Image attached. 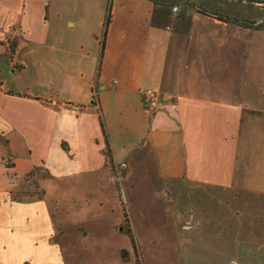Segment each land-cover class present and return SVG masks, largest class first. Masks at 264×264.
I'll return each mask as SVG.
<instances>
[{"label":"crops","instance_id":"obj_1","mask_svg":"<svg viewBox=\"0 0 264 264\" xmlns=\"http://www.w3.org/2000/svg\"><path fill=\"white\" fill-rule=\"evenodd\" d=\"M215 1L0 0V264H135L160 215L142 185L264 196V28L194 7L227 14ZM50 178L76 186L82 220L55 219Z\"/></svg>","mask_w":264,"mask_h":264},{"label":"rangeland","instance_id":"obj_2","mask_svg":"<svg viewBox=\"0 0 264 264\" xmlns=\"http://www.w3.org/2000/svg\"><path fill=\"white\" fill-rule=\"evenodd\" d=\"M192 1L207 6L216 3L215 0ZM217 1L227 3V14L209 11L201 5L194 7L197 12L203 9L238 21L255 19L264 25V4L247 0L245 3L243 0ZM166 182L140 186L143 190L140 207L157 210L160 215L142 221V238L137 242L142 259L135 264H264V196L243 194L236 199L230 197L235 192L231 188L203 184L195 187L187 180L174 185ZM44 187L50 189L47 199L58 222L63 216L77 221L87 215L85 210L89 208L77 195L76 186H61L50 178L42 190ZM36 191L41 194L39 189ZM164 191L168 194L165 202L161 199ZM170 208L183 211L186 217L188 212L195 211V222L190 228H183V224L177 226L175 218L164 212ZM123 210L134 231V209L124 204ZM232 211H242V214L232 217Z\"/></svg>","mask_w":264,"mask_h":264},{"label":"trees","instance_id":"obj_3","mask_svg":"<svg viewBox=\"0 0 264 264\" xmlns=\"http://www.w3.org/2000/svg\"><path fill=\"white\" fill-rule=\"evenodd\" d=\"M247 1H250L252 3H256V4H264V0H247ZM111 7H109V13H108V16H107V20H106V23H105V36H106V30L110 24V18H111ZM198 13L202 14V15H205V16H209V17H212V18H215L217 20H220L222 22H225V23H232V24H235L241 28H244V29H263L264 28V25H257L255 22H249V21H238V20H235V19H230L226 16H223V15H220V14H213L211 12H208L207 10H203V9H198ZM104 47H105V42L103 41V44H102V51L104 50ZM103 126V125H102ZM104 127V126H103ZM109 151V156H110V150Z\"/></svg>","mask_w":264,"mask_h":264},{"label":"built area","instance_id":"obj_4","mask_svg":"<svg viewBox=\"0 0 264 264\" xmlns=\"http://www.w3.org/2000/svg\"><path fill=\"white\" fill-rule=\"evenodd\" d=\"M177 9H174V11H176ZM156 93L153 91H147L145 93L144 99H143V104L145 107H150L152 105H154L155 101H156Z\"/></svg>","mask_w":264,"mask_h":264}]
</instances>
